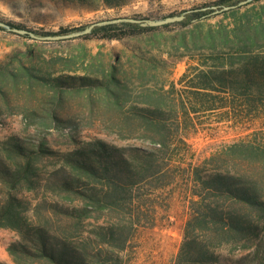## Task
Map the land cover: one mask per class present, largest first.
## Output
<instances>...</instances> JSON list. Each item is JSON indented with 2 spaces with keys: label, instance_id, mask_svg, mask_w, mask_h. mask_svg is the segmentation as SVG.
Listing matches in <instances>:
<instances>
[{
  "label": "trees",
  "instance_id": "16d2710c",
  "mask_svg": "<svg viewBox=\"0 0 264 264\" xmlns=\"http://www.w3.org/2000/svg\"><path fill=\"white\" fill-rule=\"evenodd\" d=\"M56 1L98 11L120 9L131 0ZM243 1L217 0L215 10L186 14L182 24L216 11L232 20L192 37L198 66L180 78L183 89L177 93L172 86L163 95L149 94L146 106L126 113L119 102L114 66L102 77L64 71L55 75L32 64L31 49L0 61V111L10 108L11 92L31 95L36 88L47 91L42 99L48 104L36 124L31 120L36 125L33 135L0 139V229L18 235L6 249L14 264H107L127 243L115 237L116 229L125 227L121 218L129 215L136 221L141 208L154 210L150 197L143 200L134 193L156 192L174 182L172 162L186 146L190 109L195 113L228 108L236 119L247 121L264 117V4L241 14L240 7L231 8ZM224 7L230 9L221 11ZM147 30L151 29L121 23L94 28L86 37L120 40ZM76 31L80 30L62 33ZM84 91L112 98L122 113L120 124L133 131L136 125L150 147H117L94 140L66 153L52 151L47 135L66 122L58 111L64 97ZM21 110L27 117L28 109ZM254 136L180 175L189 195L188 215L172 264H264V133ZM93 213L114 215L115 225L107 233L111 239L79 242L83 224L95 217ZM51 224L65 226L57 233ZM94 237L103 240L99 230Z\"/></svg>",
  "mask_w": 264,
  "mask_h": 264
},
{
  "label": "rangeland",
  "instance_id": "374dc122",
  "mask_svg": "<svg viewBox=\"0 0 264 264\" xmlns=\"http://www.w3.org/2000/svg\"><path fill=\"white\" fill-rule=\"evenodd\" d=\"M216 1L131 0L120 9L87 11L56 0H0V22L20 25L23 30L38 33H34L38 37H54L50 33H59L55 36H60L65 35L63 31H82L93 23L113 18L159 20L208 8L215 10ZM263 4L264 0H252L240 6L239 14L250 8L259 10ZM255 10H251L250 15ZM230 20L232 18L225 19L220 11H216L188 24H182L183 19L120 40L86 35L72 39L36 40L0 27V61L9 54H22L31 49L32 64L55 75L64 71L71 75L88 73L102 77L114 66L119 102L126 113L130 108L146 106L149 94L163 95L172 86L177 93L183 89L180 78L183 74L190 76L192 68L198 66L197 54L191 50L192 37L198 33L203 36L217 25H228ZM150 59L160 63H153ZM4 89L10 91L9 87ZM46 93L40 88H36L31 95L23 91L11 92L10 108L0 111V139L10 135L20 138L33 135L36 125H32L31 120L36 124L38 116L48 106L42 99ZM178 102L176 95L172 104L176 106ZM24 106L28 109L27 117L21 110ZM58 111L60 118L66 122L47 135L48 146L54 152L66 153L94 140L117 147H150L136 132V125L133 131V128L120 124L122 113L116 109L114 100L102 92L70 93L64 97ZM234 116L228 108L195 113L190 109L191 121L184 136L186 146L180 148L179 155L172 162L174 182L156 192L140 190L134 193L135 198L137 194L143 200L150 197L154 210L141 208L136 221L129 215L120 216L123 217L121 226L125 227L116 229L115 237L126 239L127 243L124 250H117V255L106 261L107 264H172L188 215L189 195L180 175L189 170V166H200L205 160L222 155L232 144L251 142L256 137L254 135L264 133V117L247 121ZM43 165L49 166L47 163ZM93 216L84 222L81 233L76 237L79 242L95 244L111 239L107 233L110 226L115 225L111 224L114 215L93 213ZM64 226L51 224V229L60 233ZM96 230L101 232L103 240L98 241L94 237ZM18 239L14 231L0 229V264H14L6 249Z\"/></svg>",
  "mask_w": 264,
  "mask_h": 264
},
{
  "label": "water",
  "instance_id": "95a60500",
  "mask_svg": "<svg viewBox=\"0 0 264 264\" xmlns=\"http://www.w3.org/2000/svg\"><path fill=\"white\" fill-rule=\"evenodd\" d=\"M250 1H252V0H246V1L240 2L237 6L231 7V8L243 6ZM228 9H230V7H224L221 11H226ZM217 12H219V11H217ZM185 14L186 13H184L180 16L166 17L164 19H159V20H150V19H142L141 20V19H136V18H113V19H108V20H103V21L93 23V24L89 25L88 27H86L85 29H83L82 31L72 32L69 34L54 36V37H38L34 33L28 32V31L23 30V29H15V28L11 29L9 25L4 24L2 22H0V27L5 29V30L19 34V35L29 36L30 38L36 39V40H45V39L46 40H59V39L78 38V37L90 34L94 28L104 27V26H108V25L121 24V23L137 24L142 28L160 27V26H164L167 24L175 23V22H181L185 18Z\"/></svg>",
  "mask_w": 264,
  "mask_h": 264
}]
</instances>
